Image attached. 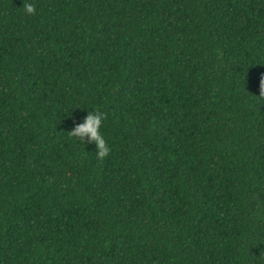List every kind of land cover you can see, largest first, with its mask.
I'll return each instance as SVG.
<instances>
[{
  "label": "trees",
  "instance_id": "16d2710c",
  "mask_svg": "<svg viewBox=\"0 0 264 264\" xmlns=\"http://www.w3.org/2000/svg\"><path fill=\"white\" fill-rule=\"evenodd\" d=\"M0 0V264H264V0ZM107 113L112 148L70 137Z\"/></svg>",
  "mask_w": 264,
  "mask_h": 264
},
{
  "label": "clouds",
  "instance_id": "9594fccd",
  "mask_svg": "<svg viewBox=\"0 0 264 264\" xmlns=\"http://www.w3.org/2000/svg\"><path fill=\"white\" fill-rule=\"evenodd\" d=\"M22 8L26 15H36V6L33 3L24 0ZM259 96L264 98V77L260 80ZM106 119L107 113L95 109L88 113L82 123L76 124L71 131L67 132L70 137L83 141L85 144L94 143L96 145V156L100 161L106 159L112 151V148L101 132Z\"/></svg>",
  "mask_w": 264,
  "mask_h": 264
}]
</instances>
